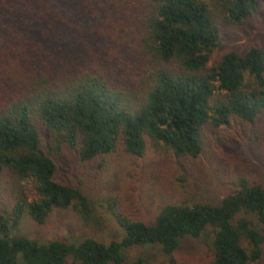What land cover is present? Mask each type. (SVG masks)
Masks as SVG:
<instances>
[{"label":"trees","instance_id":"trees-1","mask_svg":"<svg viewBox=\"0 0 264 264\" xmlns=\"http://www.w3.org/2000/svg\"><path fill=\"white\" fill-rule=\"evenodd\" d=\"M259 8L264 0H0V264H150L123 249L158 245L171 256L185 238L208 249L207 264H260L264 185L243 178L218 205L167 203L149 221L110 205L120 242L13 233L25 215L40 226L68 209L91 219L82 189L56 179L59 155L88 164L118 146L135 158L150 147L193 162L207 127L254 124L264 42L209 62L222 28Z\"/></svg>","mask_w":264,"mask_h":264},{"label":"rangeland","instance_id":"rangeland-1","mask_svg":"<svg viewBox=\"0 0 264 264\" xmlns=\"http://www.w3.org/2000/svg\"><path fill=\"white\" fill-rule=\"evenodd\" d=\"M263 42L264 10L259 8L244 25L222 28L220 45L213 51L209 65L228 52L243 55ZM204 139L203 153L193 162L178 159L165 149L150 147L142 157L135 158L124 154L118 146L111 155L88 164H79L70 153L59 155L56 179L82 189L90 202L91 219L83 221L68 209L54 212L40 226L25 215L13 233L40 244H70L84 238L103 244L120 242L124 233L109 210L112 204L116 205V212L149 221L167 203L218 205L236 191L235 182L240 178L264 185V114L252 125L231 120L228 126L215 131L207 127ZM24 184L29 200L36 199L34 183ZM123 255L150 264L210 261L208 249L193 238L182 240L171 256L164 255L158 245L126 248ZM67 264H72L71 260Z\"/></svg>","mask_w":264,"mask_h":264}]
</instances>
